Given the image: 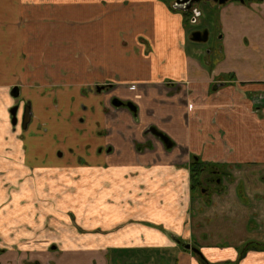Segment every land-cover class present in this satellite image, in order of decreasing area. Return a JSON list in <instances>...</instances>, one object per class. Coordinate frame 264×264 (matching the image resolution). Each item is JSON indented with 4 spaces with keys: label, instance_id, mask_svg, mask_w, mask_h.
Wrapping results in <instances>:
<instances>
[{
    "label": "crops",
    "instance_id": "crops-1",
    "mask_svg": "<svg viewBox=\"0 0 264 264\" xmlns=\"http://www.w3.org/2000/svg\"><path fill=\"white\" fill-rule=\"evenodd\" d=\"M92 1L102 0H0V264H264L263 250L239 255L240 246L264 241L257 200L264 201V175H256L264 169V96L254 99L264 92V0H227L230 62L241 55L244 64L250 54L263 60L261 68L247 62V72L232 67V79L198 58L180 21L168 39L131 25L130 36L114 41L71 30L70 17L84 16ZM123 1L133 24L156 22L132 19L142 0ZM148 2L149 9L160 5ZM97 85L108 88L92 90ZM14 87L19 120L30 105L25 128L10 121ZM114 97L132 101L137 112L115 108ZM148 127L171 147L145 133ZM193 154L231 174H253L256 186L245 193L253 209L241 210L245 227L231 222L237 211L228 204L246 206L232 191L210 216L191 211ZM218 197L211 201H224ZM213 216L225 217L216 222L221 233L233 230L234 243L218 242L214 230L199 234V220Z\"/></svg>",
    "mask_w": 264,
    "mask_h": 264
},
{
    "label": "rangeland",
    "instance_id": "rangeland-1",
    "mask_svg": "<svg viewBox=\"0 0 264 264\" xmlns=\"http://www.w3.org/2000/svg\"><path fill=\"white\" fill-rule=\"evenodd\" d=\"M172 1L173 0H159L160 5L158 7H155V9H149L150 4L148 0H142L141 2H138V7L135 10V16L132 19L133 20L136 19L140 21V19L150 17V19L155 20L154 17H156L157 19L156 22L151 23L150 25L145 22L133 24L131 20L127 18V17H130L129 14L127 13L128 8H126L127 10L123 9L124 5L122 6V4L125 3L123 0H115V1L114 0H102L100 1V3L93 2V1L91 3L87 2L88 7L93 6L95 9L92 8L88 10L84 16L72 15L70 17V24H72L71 30H74L75 32H77L83 28H86L85 29L86 33H89V32L99 33L100 36H106L114 41L116 38H119L120 40L123 34L130 36V33H128L129 32L128 26L131 25L136 29V31L144 29V28H148L149 33H147V35L155 33L160 36H166V39H168L169 37H172L175 35V34H172V32L175 30V28H177L176 22L180 21L181 29L182 30L184 29L187 32L186 34L187 44L191 46H195L199 49V52H197L198 58L201 59L203 62L209 61V64L211 66L219 67L220 69L219 72L225 73V77L232 79L236 76L233 72L232 67L235 69H238V72H247L249 68L248 65H246L247 62L250 63L251 67L254 65V66H257L258 68H261V65H263L264 62L262 59L260 60V56L257 57L256 61H254L255 57H253L252 54H250L251 56H246V57L244 56V58L246 59L244 64H241L238 62V58H243L241 55H238L237 57H235L232 62H230L229 60V58L233 55V52L229 51L230 50V47H229L230 30L228 27H225L223 25V22H225V18H224L225 12L230 6L229 1L223 4H219L212 0H207V1L200 0L194 5L196 9L195 12L194 11L193 12H190V11L183 12L180 10L178 11L174 8L175 3H173ZM121 15H124L123 17H125L124 24L121 21H119ZM98 16H102V17L100 19L96 18V20H94V17H98ZM83 21H85L84 22L85 24H82L80 29H77L78 24H73L76 22H83ZM201 29L208 30V38L206 41L197 42V41H191L189 38H187V36L189 35L191 31L201 30ZM107 55H111V54H107ZM111 56L113 59L119 60V58L116 55H111ZM258 61H261V62L257 63ZM235 72L237 74V71ZM258 75L263 76L264 70H263V73L262 72L258 73ZM261 95L264 96V92L257 94L258 97ZM81 103L83 104V106ZM78 104L81 110H83V107L86 106V104L81 101H79ZM76 105L77 104H75V106ZM84 113L85 112H81L75 116V119H74L75 124H77L76 119L78 121L81 117H83ZM30 122L31 124L36 123L35 120H31ZM82 127H90V125H86L83 123ZM57 151L58 150L54 151L55 155H57ZM257 165L259 167L262 166V162L258 163ZM233 173L234 174L230 173V175H226L222 179V183L218 184L219 187L217 188L219 189L218 191L219 194L218 193L215 195L212 194L211 197L210 198L207 197V199L205 197L204 198L201 197V199H199L200 207L198 206L197 208V206L194 205V208H193L194 213L195 211L196 212L198 211L199 217L200 216L203 217L207 214H209L210 216L212 212H214V210L215 212H217L221 208H224L225 205H227L225 204L226 201L228 202L227 197L225 196L227 192L232 191V193H235L237 197L241 198V197L246 196L245 193L247 189L248 191L251 192V189L255 188L256 183H254L250 179V177H252L253 174L250 175V173L246 174L243 172L245 174L244 175L238 172L237 170L233 171ZM262 174L264 175V169L259 168V170H257L256 175L261 176ZM219 176H221V174H219ZM261 180L262 178L255 179V182L261 181ZM213 195H214V198H217V199L221 198V197H218V195H223L224 201H221V202L211 201ZM196 196L198 197L197 193L195 194V197ZM251 199L253 200V196H251ZM238 200H236L237 203L242 204V201L239 202ZM257 200L260 201V203L258 201V204L263 205L261 209H264V201H261L260 199H257ZM253 204L250 205L249 202H246L245 205L247 206L245 207L238 206L236 203H232V202L228 204L227 206L228 208L231 207V209H233L234 211H237L236 212L237 215L231 218V222L234 223L235 225L239 222L238 229H242V224H244L243 227H245V223L248 219V217L244 218L243 215L241 216V210L242 211L245 210L246 212L252 211ZM215 216H218V215H215ZM215 216L209 219L207 218L204 221V224L201 223L203 219L199 220L198 222L199 223V234L201 235V233L203 232V234L209 236L211 235V233H213L212 230H214V232L217 233L215 234L214 237H217L218 242L223 243L227 241L228 243H234V238H232L235 236L233 234V230H232V234L230 230L228 232L229 234L221 233V232H224V231H221L224 229H221L222 225L218 226L216 222V221L225 220V217H222L221 219L220 218L221 216H220L218 217V220H217ZM227 222H229L228 218H227ZM211 224L214 225V228L211 229L210 231H205L206 230L205 226L207 225V229H208V226H210ZM250 224L251 223H249L247 227H249ZM235 225H233V227H236ZM263 225H264L263 222L260 223V226H263ZM201 226L202 227L204 226L205 230L201 229L200 228ZM218 233H221V234H218ZM66 236L68 235L65 234L64 236H61V238L65 240ZM245 240L250 241V238L247 237L245 238ZM260 242H263V240H261ZM198 249L201 252L200 248ZM243 249H242V246H240L239 252L240 253L243 252ZM0 255L2 254L0 253ZM80 256H82V254L80 255L79 253H76L73 257L77 259L78 257L80 258ZM129 263L130 262L125 261L123 264H129ZM141 263H142L141 261H138L133 264H141ZM117 264H122V263H117Z\"/></svg>",
    "mask_w": 264,
    "mask_h": 264
},
{
    "label": "flooded vegetation",
    "instance_id": "flooded-vegetation-1",
    "mask_svg": "<svg viewBox=\"0 0 264 264\" xmlns=\"http://www.w3.org/2000/svg\"><path fill=\"white\" fill-rule=\"evenodd\" d=\"M176 0H173L172 2L173 3H175V5H174V8L176 9V10H180V11H183V12H185V11H190V12H195L196 11V9H195V7H194V5H195V3H197V2H193L192 4H191V6H190V8H187V3H176L175 2ZM207 1V0H206ZM240 1V0H239ZM243 1V0H242ZM199 2V1H198ZM226 2H227V0H226ZM225 2V3H226ZM223 4V3H222ZM204 30H206V29H201V30H194V31H200V32H202V31H204ZM194 31H191L190 33H189V35L187 36V38H189L190 40H191V33L192 32H194ZM208 31V30H207ZM208 38V37H207ZM191 41H193V40H191ZM197 42H202V41H197ZM206 62H209V61H206ZM97 87H100V89L99 90H97ZM106 88H108V86H106V85H97V86H95V87H93L92 88V90H94V91H97V92H101L102 90H104V89H106ZM18 97V96H17ZM17 97H14L15 98V100H16V102L13 104V105H18V108H17V111H16V123L15 124H12L13 126H15L18 122L20 123V125H21V127H23L22 126V116H23V111H24V108H25V106L28 104L27 102H25V104L22 106V114H21V116H20V120H19V118L17 117V112H18V110H19V108H20V101L19 100H17L18 98ZM260 97H254V99H259ZM113 100H115V101H118V102H121V104L120 105H114L112 102H113ZM128 103L129 104H132L133 106H134V110H132V109H130V107L128 106ZM12 105V106H13ZM111 105L112 106H114L115 108H126V109H128L130 112H133V113H136L137 112V107H136V105L132 102V101H129V100H121V99H119V98H117V97H114V98H112V100H111ZM11 106V107H12ZM10 121H11V116H10ZM29 123V122H28ZM27 123V124H28ZM151 128H154L157 132H161V131H159V130H157L155 127H148L146 130H145V133H151L149 130L151 129ZM162 133V132H161ZM151 134H153V133H151ZM162 134H164V133H162ZM156 138H158L159 140H161L162 142H163V140L160 138V137H157L155 134H153ZM165 135V134H164ZM166 136V135H165ZM167 137V136H166ZM168 138V140H169V143H170V146L168 147V146H166V144H165V146L167 147V148H170L171 147V145H172V143L173 142H171V140L169 139V137H167ZM58 153L59 154H61L62 153V151L61 150H58ZM57 153V154H58ZM195 158V159H194ZM194 161H200V162H202V164L200 165V171H199V174L197 175V177H198V180L195 182V188H194V190L191 192V179H190V177H191V169H192V162H194ZM188 170H189V191H190V200H191V211L193 210V208H194V206H193V204L197 201V199H201V197H205L206 199H207V197L208 198H210L211 197V195L212 194H217L218 193V191H219V189L217 188V187H219V185L218 184H220V183H222V179L226 176V175H230V173L228 172V169H227V167L225 166V165H223V164H221V163H218V162H211V161H205V160H202L198 155H191L190 156V161H189V163H188ZM219 174H221V176H219ZM221 178V179H220ZM224 181V180H223ZM206 187H205V186ZM197 193V195H198V197L196 196L195 197V194ZM219 194V193H218ZM205 201V200H204ZM241 201H242V203H246L247 201H246V198L245 197H241ZM194 202V203H193ZM247 206V205H246ZM249 223H251L252 225L254 224V220L252 221V219H250V221L248 222V224ZM251 224H250V226H251ZM258 242H260V241H258ZM262 243H264V241L262 242ZM183 245H185V244H183ZM191 245V244H190ZM192 247H195V248H197L196 246H195V244H192L191 245ZM198 249V248H197ZM199 250V249H198ZM261 251V250H260ZM264 251V250H263ZM195 253V252H194ZM195 254H198V253H195ZM201 254V252L199 251V254L198 255H200ZM37 264H39V263H37Z\"/></svg>",
    "mask_w": 264,
    "mask_h": 264
},
{
    "label": "water",
    "instance_id": "water-1",
    "mask_svg": "<svg viewBox=\"0 0 264 264\" xmlns=\"http://www.w3.org/2000/svg\"><path fill=\"white\" fill-rule=\"evenodd\" d=\"M200 0H176L175 2L176 3H187V8H190L191 4L193 2H198ZM214 2H217L219 4H222V3H225L226 0H212ZM242 1V0H240ZM207 37H208V31L207 30H204L202 32L200 31H194L191 33V40L193 41H206L207 40ZM100 87H97V90H99ZM11 94L13 97H17L18 96V89L17 87H14L12 88L11 90ZM114 105H120L121 102H118V101H115L113 100L112 102ZM128 106L130 107V109L134 110V106L132 104H129L128 103ZM17 108H18V105H13L10 109H9V113H10V116H11V123L12 124H15L16 123V111H17ZM30 117H31V110H30V105L27 104L24 108V111H23V116H22V126L25 128L27 126V123L29 122L30 120ZM151 133L155 134L157 137H160L163 142L166 144V146H170V143H169V140L168 138L162 134L161 132H157L154 128H151L149 130ZM184 247L186 249H190L192 252H195V253H198L199 254V250L195 247H192L189 243H186L184 245Z\"/></svg>",
    "mask_w": 264,
    "mask_h": 264
},
{
    "label": "trees",
    "instance_id": "trees-1",
    "mask_svg": "<svg viewBox=\"0 0 264 264\" xmlns=\"http://www.w3.org/2000/svg\"><path fill=\"white\" fill-rule=\"evenodd\" d=\"M195 159V158H194ZM202 164V162L200 161H194L192 162V169H191V177H190V181H191V192L194 190L195 188V182L198 180L197 175L199 174L200 171V165ZM248 250H264V243L262 242H255V244H251V245H247L245 246V248L243 249V252H241L239 255H243L245 251Z\"/></svg>",
    "mask_w": 264,
    "mask_h": 264
}]
</instances>
